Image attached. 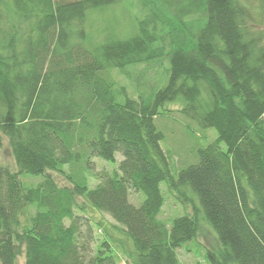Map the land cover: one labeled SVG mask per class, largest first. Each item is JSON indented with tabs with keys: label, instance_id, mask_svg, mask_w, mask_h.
<instances>
[{
	"label": "trees",
	"instance_id": "16d2710c",
	"mask_svg": "<svg viewBox=\"0 0 264 264\" xmlns=\"http://www.w3.org/2000/svg\"><path fill=\"white\" fill-rule=\"evenodd\" d=\"M125 1L0 0V145L6 137L17 168L0 164V264L22 254L24 264H119L121 255L181 264L179 248L204 222L222 247L194 264H264V31L253 27L251 5L201 0L207 19L194 31L139 0L146 11L125 34L109 25L101 39L88 34L91 11ZM164 58L156 91L133 97L117 88L114 71ZM169 102L216 132L178 170L156 124L174 113ZM118 151V169L90 188L92 157L116 161ZM163 181L189 209L170 226L159 217ZM131 190L144 193L140 205ZM94 226L103 230L95 249Z\"/></svg>",
	"mask_w": 264,
	"mask_h": 264
},
{
	"label": "rangeland",
	"instance_id": "374dc122",
	"mask_svg": "<svg viewBox=\"0 0 264 264\" xmlns=\"http://www.w3.org/2000/svg\"><path fill=\"white\" fill-rule=\"evenodd\" d=\"M149 6L156 9L161 14H165L168 18H172L176 21V16H181L184 21L190 24L191 30H198L207 19L206 9L201 0H148ZM245 3L251 5L252 15L254 16L253 27L258 30L264 31V13L262 11V0H244ZM189 8L191 11H189ZM145 8L139 0H126L125 4L117 5L112 10L101 14L96 11H91L88 21L86 23V29L88 34L101 39L103 36L100 34L102 28L105 25H109L115 30L120 29L122 34H125L128 29L124 25L130 23L131 16L136 15L142 17L145 13ZM175 19V20H174ZM189 29V31H190ZM189 34L186 33V36ZM169 66L168 58H164L161 61H154L149 64L128 66L125 73L114 71L113 74L117 81V88L124 87L130 96L138 97L139 93H145L149 95L152 91H156L166 81L167 69ZM119 97L118 99H122ZM168 108L175 109L174 113L163 114L156 118L157 126L163 131L165 138L161 142L165 151L171 154V163L178 169L187 165L193 164L197 161V150L199 147H204L210 143V139L216 136V132L213 129L204 130L196 122L191 119L185 118L181 112H177V109L182 107L180 103L169 102ZM207 135V137L205 136ZM123 159L121 152H116V161L106 160L101 157H92L91 168L87 170V176L89 178V187L93 188L102 179V174H113L115 169H118L119 162ZM0 164L9 166L12 170H16V163L13 157L11 147L8 139H3L2 145H0ZM70 165H66L65 168H69ZM89 170V171H88ZM56 179L60 184H68V181L64 179L58 173H54ZM29 183H38L42 180L41 177L36 176H22ZM28 178V179H27ZM37 181V182H36ZM161 192L165 199L163 209L159 217L171 225L172 220L181 216L189 211L168 189L166 183L163 181L160 184ZM145 198L144 193H137L131 190L129 200L135 204L140 203ZM80 213L79 211H77ZM87 215L95 216L97 220L99 217L103 218L108 225L114 223L113 219L107 215H101L95 213L91 208L87 209ZM84 234H87V226H84ZM93 239L91 240L92 247L95 249L97 242L102 238L103 230L100 227H93ZM218 235L210 224L204 222L200 226L199 236L179 248V257L181 264H194L198 261L208 263L206 257L207 248L219 249L221 248ZM121 255V254H120ZM119 264H131L125 261L120 256ZM25 256L20 255L17 260V264H24ZM236 264V263H231Z\"/></svg>",
	"mask_w": 264,
	"mask_h": 264
}]
</instances>
